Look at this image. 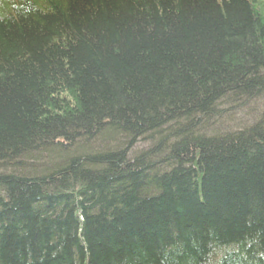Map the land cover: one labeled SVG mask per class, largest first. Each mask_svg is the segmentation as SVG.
Returning a JSON list of instances; mask_svg holds the SVG:
<instances>
[{
  "label": "trees",
  "instance_id": "obj_1",
  "mask_svg": "<svg viewBox=\"0 0 264 264\" xmlns=\"http://www.w3.org/2000/svg\"><path fill=\"white\" fill-rule=\"evenodd\" d=\"M263 93L264 0H0V264H264Z\"/></svg>",
  "mask_w": 264,
  "mask_h": 264
},
{
  "label": "rangeland",
  "instance_id": "obj_2",
  "mask_svg": "<svg viewBox=\"0 0 264 264\" xmlns=\"http://www.w3.org/2000/svg\"><path fill=\"white\" fill-rule=\"evenodd\" d=\"M261 99H262V101L264 102V93H263ZM251 106H252V105H251ZM252 107H255V106H252ZM259 112H260V111H259ZM261 113H263V112L261 111L260 114H261ZM258 118H259V117H257V116H256V117H252V118H250V121H252V122H250L249 119H248L247 126H250L251 124H253V122H254L255 120H257ZM223 128H225V127H223ZM223 132H224V133H227V132H229V129H227V128H226L225 130L223 129ZM138 146H139V145H138ZM158 169H159V172H160V170H161L160 166H159Z\"/></svg>",
  "mask_w": 264,
  "mask_h": 264
},
{
  "label": "bare ground",
  "instance_id": "obj_3",
  "mask_svg": "<svg viewBox=\"0 0 264 264\" xmlns=\"http://www.w3.org/2000/svg\"><path fill=\"white\" fill-rule=\"evenodd\" d=\"M204 118H208L207 116H205ZM210 125H215L218 126L219 129H221L223 131V125L222 122L220 121V119L218 117L212 118L210 121Z\"/></svg>",
  "mask_w": 264,
  "mask_h": 264
}]
</instances>
